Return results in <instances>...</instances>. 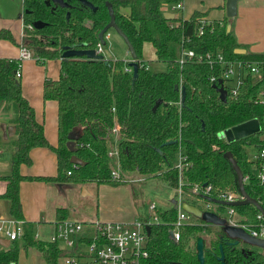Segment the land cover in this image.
I'll return each mask as SVG.
<instances>
[{"label": "trees", "instance_id": "trees-1", "mask_svg": "<svg viewBox=\"0 0 264 264\" xmlns=\"http://www.w3.org/2000/svg\"><path fill=\"white\" fill-rule=\"evenodd\" d=\"M94 7L78 0H69V6L61 7L45 0H23V34L20 45L33 51L37 62L60 59L59 77L44 82L43 99L57 101V145L46 139L43 127L35 119L34 109L22 95L15 73L21 66L19 58L0 57V101L8 102L14 110L11 124L15 138L11 144L10 172L0 176L6 182L0 198L9 201V214L23 218L19 196L22 180L54 181L57 183H88L118 186L125 181L111 176L107 157L106 135L113 125L119 127V161L122 170L137 171L146 177L158 178L171 188H177L179 174L173 166L176 152L182 150L189 165L182 173L184 193L192 184L210 185L208 197L217 199L224 189H238L237 176L224 153L230 151L241 172L248 175L244 188L247 194L258 199L264 209V194L257 185L247 161L245 145L255 134L236 141L226 142L219 132L250 119H261L263 109L255 103L257 87L264 82V74H248L236 96L219 98L213 85L219 84L221 67L197 62L194 57H183L186 50L195 54L221 51L230 60H262L264 55L246 50L236 41L232 29L227 31V17L219 21H201L202 14L194 11L188 18L163 16L162 6L181 0H88ZM111 3L115 22L126 35L135 53L134 59H88L73 56L62 59L64 46L95 49L98 32L109 21L105 2ZM129 8L122 13L121 8ZM69 13L66 19V13ZM40 20V28H29ZM89 21L90 25H86ZM0 39L13 41L7 28L0 29ZM150 42L158 60L167 62L165 71H152L143 61L142 46ZM131 61L137 64L136 77L132 76ZM131 69L125 71L124 67ZM214 77V80H210ZM183 90V94L181 91ZM159 105L152 110L154 103ZM74 133L75 149L69 150L68 135ZM46 147L56 155V174L53 176H27L20 166L30 165V150ZM75 155L82 164L74 165L70 157ZM69 172V173H68ZM198 199V197L196 198ZM202 200L208 201L202 197ZM180 201L200 206L185 195ZM223 208V205H219ZM238 213L251 220L256 211L252 204L234 207ZM164 221L175 219L173 206L160 212ZM67 208H57L56 218H69ZM195 222L181 229L180 239H170L166 224L152 225L148 237V257L144 264H199L195 253L198 236L204 238V264H222L217 256L220 247L226 264H264V254L250 246H234L221 226L205 223L194 217ZM33 246L50 264H57L61 254L56 244L32 237L30 222H25L24 236L12 240L0 250V264L17 262L20 245ZM244 248V252H242Z\"/></svg>", "mask_w": 264, "mask_h": 264}, {"label": "built area", "instance_id": "built-area-1", "mask_svg": "<svg viewBox=\"0 0 264 264\" xmlns=\"http://www.w3.org/2000/svg\"><path fill=\"white\" fill-rule=\"evenodd\" d=\"M172 10L182 8V2L169 5ZM203 21V19H201ZM31 29L32 25H28ZM103 38L106 41L110 39L109 30L104 32ZM105 44L98 41L96 53H100L104 58H108L105 51ZM184 57H194L197 62H204L210 66L218 65L221 67V84L226 90V95L236 96L241 87L244 85L248 74L261 75L264 74V59L248 61V60H230L227 59L221 51L210 52L203 54H195L194 50H186L183 57L179 60L182 62ZM19 60L33 59L36 60L33 52L21 45L19 47ZM112 57L111 59H115ZM131 59V58H130ZM127 60V59H125ZM125 71L130 72L131 69L124 67ZM21 77V66L15 73V79L18 81ZM264 79L263 77L261 80ZM210 80H214L211 77ZM220 84H218L219 86ZM255 103H258L262 109L260 122L262 128L259 131L262 138L259 143L255 144V151L247 161L251 166L257 185L261 188L264 194V82H261L254 97ZM257 133V132H256ZM253 133V134H256ZM121 139L119 127L113 125L106 135L107 141V157L110 161L111 176L114 179H119L128 183L126 173L133 171L122 170L119 161L118 142ZM178 161L173 163L179 174L177 188L182 190L183 184L182 173L184 168L189 165L187 155L178 150ZM137 172V171H136ZM69 173V172H68ZM142 177V175H141ZM137 178L138 181L145 179ZM134 181V180H132ZM243 184L248 181V175L242 174ZM177 190V189H176ZM189 192L196 197L202 199L203 196L210 195V185H200L194 183L191 185ZM217 199L233 202L243 198L239 190L224 189L217 193ZM261 205L260 201L256 199ZM180 203V202H179ZM178 203V204H179ZM254 206V205H253ZM232 205H224L219 212V204L212 201H205L204 210H209L217 213L224 219L225 224L242 228L250 236L264 239V213L257 209L251 220H247L245 215L238 213ZM203 209V208H202ZM218 210V211H217ZM264 210V209H263ZM156 201H150L147 206V214L141 219L133 221H113V220H76L65 218L52 222L53 231L46 241L56 244L57 250L61 254L57 258V264H144V260L148 257V237L146 226L166 224L167 233L171 240L178 241L181 236V229L189 224L196 223L194 216L178 206L175 219L172 221H164L160 217ZM25 220L14 216L0 214V240L6 239L9 242L16 239H21L24 236ZM33 239L41 240L37 233L32 235ZM264 254V250L262 249ZM45 260V259H44ZM10 264H16L10 262ZM45 264H50L45 260Z\"/></svg>", "mask_w": 264, "mask_h": 264}, {"label": "crops", "instance_id": "crops-1", "mask_svg": "<svg viewBox=\"0 0 264 264\" xmlns=\"http://www.w3.org/2000/svg\"><path fill=\"white\" fill-rule=\"evenodd\" d=\"M22 1L23 0H21V3ZM181 2L182 8L179 10H172L167 4L162 6V10L163 12L166 11L173 13V17L177 16L185 19L194 11L200 12L202 14L201 19L207 21L221 22L226 18V0H181ZM120 10L125 14L129 12L128 7L121 8ZM10 14H12L11 9L3 4V7L0 9V29H9L14 40L0 39V57L2 58H18L19 47L21 46L20 40L23 34L22 13L20 12L16 17ZM236 15L234 31L232 26V20L234 17L231 18V29L236 41L245 46L243 43V35L247 34L250 36L256 34L259 36V41L258 43H254V41L249 38V52L261 53L264 55V0H239L237 2ZM85 24L90 25V22L85 21ZM149 47L152 48V51L156 56L153 45L150 42H144L142 46V54L145 63V52ZM126 52L127 58L124 59H130L131 57L128 49ZM107 54L108 58H112L108 52ZM59 70L60 59H47L42 62H37L33 59L24 60L21 63V77L18 80L21 86L22 95L34 109L35 119L42 125L44 135L52 146L57 145V101L53 99L44 100L42 90L45 81L56 80L59 77ZM13 117L14 110L12 105L8 102L0 101V176L7 175L10 172V153H4L2 148L5 144H10V148L15 138V130L11 131V128L13 127L11 124ZM29 154L31 164H22L20 166L21 174L27 176H53L56 174V155L52 150L46 147H34L30 150ZM62 184H67L68 187L75 185L74 183H57L54 181L39 180H22L19 183V196L22 205L23 219L26 222H30L32 229L35 226H38L40 229V227L47 225L46 227H49L51 231L49 235L52 233V222L57 220L56 209L67 208L64 205H61V203H57L59 191L61 192L63 188ZM83 184L84 183L78 185ZM118 186H110V190L104 191L112 195L114 189ZM5 188L6 182L0 178V195L4 193ZM96 191H98V188H96ZM83 192L86 194H92L93 189L89 186H84ZM185 196L189 200L198 203V199H196L197 197L190 192ZM9 205L7 199L0 198V214L9 215ZM171 206H174V204L166 203L165 208ZM46 214L50 217L45 220V216H47ZM101 216L105 220L113 221H129L130 218L115 217L111 211L106 209H102ZM33 234L34 233H32V235ZM6 247L7 246L0 244V250ZM29 247L31 246H20L25 252ZM260 252L262 253V250ZM21 259H23V257ZM19 262L20 258L19 261L15 263L19 264Z\"/></svg>", "mask_w": 264, "mask_h": 264}, {"label": "rangeland", "instance_id": "rangeland-1", "mask_svg": "<svg viewBox=\"0 0 264 264\" xmlns=\"http://www.w3.org/2000/svg\"><path fill=\"white\" fill-rule=\"evenodd\" d=\"M3 4L7 6L12 11V16L16 17L20 12H23V4L21 0H0V9L3 7ZM17 11V12H16ZM237 16V15H236ZM236 16L232 20V26L234 31V25L236 22ZM242 30V29H241ZM243 31V30H242ZM110 39L106 41L105 51H107L110 56L124 59L127 58V46L122 39V37L115 31V29L110 28ZM247 33V32H246ZM249 38L258 43L259 36L255 35H243V43L245 49L249 51L250 47L248 44ZM106 52V55L108 56ZM146 64L148 68L152 71H165L167 69V62L158 60L154 55L152 48L149 47L146 49ZM114 55V56H113ZM255 126V136L253 140L261 139L260 130L262 128V123L259 119L254 118ZM230 129L226 128L219 132L218 136L226 142H231L227 136V131ZM255 142H248L245 145V151L247 152V157H250L251 154L255 151ZM10 144H5L2 148L4 153L11 152ZM178 161V155L175 154L173 163ZM130 172L126 173L128 180L127 184H122L114 189V193L111 195L104 190H110L111 185H96L95 183L88 182L83 185L75 184L72 187H68L67 184H62V190L59 191L58 202L61 205L67 207L69 211V218L76 220H94L100 219L105 220L102 216V209L109 210L113 213L115 217H130L129 221L136 219H141L147 214V206L150 201H156L158 206V211L163 212L166 210V203L171 204L174 201L180 202L181 198L187 193H184L182 190L179 191L178 188H171L166 182L154 178L146 177L145 179L138 181L137 178H140L142 174L133 171L131 175ZM143 177V175H142ZM141 177V178H142ZM134 180V181H132ZM84 186H89L93 189L92 194H86L83 192ZM98 186V187H97ZM98 188V191H96ZM174 189V190H173ZM177 189V190H176ZM199 207H205V202L198 197ZM98 207V208H97ZM223 208H219L222 210ZM218 211V210H217ZM45 220L50 216L46 214ZM131 219V220H130ZM121 221V220H120ZM44 225L38 228L35 226L32 229V233H37L41 240H45L50 235V228ZM41 230V231H40ZM246 246V244H240ZM20 246H23L22 243ZM248 246V245H247ZM256 250H262L259 247H253ZM34 256V257H33ZM23 257V259H21ZM19 264H45V260L40 252L33 246L29 247L27 251L23 248L19 250ZM18 258V261H19ZM17 261V262H18Z\"/></svg>", "mask_w": 264, "mask_h": 264}, {"label": "water", "instance_id": "water-1", "mask_svg": "<svg viewBox=\"0 0 264 264\" xmlns=\"http://www.w3.org/2000/svg\"><path fill=\"white\" fill-rule=\"evenodd\" d=\"M68 1L69 0H45V2L47 4L52 2L55 5H59L61 7L69 6ZM78 1L81 2L82 4L86 5V6L91 7L93 10H95V7L88 0H78ZM238 1L239 0H226L225 11H226L227 17L232 18L236 15V13H237V2ZM105 5L107 6V10H108V14H109V21L98 32L97 38H98L99 42L102 44H105L103 34L107 30H109L110 28H113L124 40V42L127 46V49L129 51L131 59H134L135 53L133 51L132 45L130 44L126 35L120 30V28L118 27V25L115 22V15H114L111 3L106 1ZM163 16L166 19H168V18H172L174 16V14L171 12L164 11ZM68 17H69V13L67 12L66 13V19H68ZM43 25H44V22H42L40 20H36L33 22L34 28H40ZM226 29H227V31H230L231 21L227 22ZM31 52H33V51L31 50ZM235 52L245 53L246 49L245 48H239V49H236ZM73 56H85L88 59H102L103 58L102 54L96 53L95 50L92 48H74L73 46H64V50L61 54V58L67 59V58H70ZM130 64L133 67L132 76L136 77L137 64L134 61H131ZM221 82H222L221 79H219L218 83L220 85L218 86L217 84H215L213 86L217 90V92L219 93V98L221 99V101L225 102L227 95H226V90L223 88ZM181 93L183 94V90L181 91ZM160 101L161 100L158 99L154 103V105L152 106V110H155V108L159 105ZM255 126H256V124L254 122V119L244 121L242 123H239V124H236V125L230 127V129L227 131V136L229 137L231 142L239 140L241 138H244L248 135L255 133ZM14 130H15V128L12 127L11 131H14ZM75 139H76V135L74 133H70L68 135V141L66 142V145H67L68 149L71 151H73L75 149V146H74L75 145ZM224 156L228 158V160L230 161V163L232 165V168L234 169V171L236 173L238 189H239V192L241 193V195L243 196V198L240 200L233 201V202L214 199V198H210L208 196H203V198L206 200L215 202L219 205H223V206L224 205L238 206V205H244V204H252L257 209L263 211V213H264V210H263L262 206L259 204V202L255 198L249 196L247 194V192L245 191L244 184L242 181V174L243 173L241 172V169L238 166V164H237L235 158L233 157L232 153L230 151H227L224 153ZM70 162L74 165L82 164V161L80 159H78L75 155H72L70 157ZM173 204H174L173 207L176 210L178 209V206L180 204V207L183 210L191 213L194 217L200 218L206 223L221 226L223 231L226 233V235L233 239L231 242H229L230 244H232L234 246H237V245L241 246L240 244H246L250 247H259V248L264 250V239H259V238H255L253 236H250L246 231H244L240 227L225 224L224 219L221 218L217 213H215L213 211H209V210H204L201 207L196 206L194 204H190L186 201H180V203L178 204L177 201L173 200ZM146 231H147V234L150 233V227L149 226H146ZM9 243L10 242L6 239L0 240V244H2L4 246H8ZM219 247H220V255L217 256V259L222 264H226L224 261V254L222 251L221 244L219 245ZM241 250H242V252H244V248H242ZM195 253H196V258H197L198 263L204 264V261H205V256H204L205 244H204V238L202 236H198L196 238Z\"/></svg>", "mask_w": 264, "mask_h": 264}, {"label": "flooded vegetation", "instance_id": "flooded-vegetation-1", "mask_svg": "<svg viewBox=\"0 0 264 264\" xmlns=\"http://www.w3.org/2000/svg\"><path fill=\"white\" fill-rule=\"evenodd\" d=\"M242 246V245H241Z\"/></svg>", "mask_w": 264, "mask_h": 264}]
</instances>
